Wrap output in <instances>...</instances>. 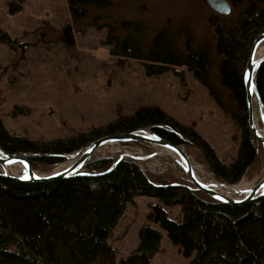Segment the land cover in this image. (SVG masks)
I'll return each mask as SVG.
<instances>
[{
  "label": "trees",
  "instance_id": "1",
  "mask_svg": "<svg viewBox=\"0 0 264 264\" xmlns=\"http://www.w3.org/2000/svg\"><path fill=\"white\" fill-rule=\"evenodd\" d=\"M137 1L68 0V6L80 27L108 26L106 42L113 45L111 51L121 59L143 61L148 74L187 65L240 125L234 159L225 162L201 132L158 105H141L103 126L50 139L13 133L0 114V146L8 153H29L34 169H50L63 161L62 153L76 151L102 135L151 128L172 142L198 148L215 175L237 183L264 153L248 130L244 81L252 44L264 31V0H229L228 14L208 5L201 14L195 10L157 27L135 16L141 15V10L133 11ZM121 10L128 16L117 24L113 16ZM0 41H14L2 26ZM214 72L229 91L227 96L214 82ZM256 81L264 103V60ZM15 108L28 111L25 106ZM116 159L92 160L85 165L86 173L63 179L22 180L0 170V264H116V250L108 238L126 203L136 195L162 201L153 205L149 217L160 223L185 256L193 255L188 264H264V195L229 203L175 175L146 171L130 158ZM177 204L182 215L174 219L165 207ZM161 240L159 229L143 223L136 247L120 264H149Z\"/></svg>",
  "mask_w": 264,
  "mask_h": 264
},
{
  "label": "rangeland",
  "instance_id": "2",
  "mask_svg": "<svg viewBox=\"0 0 264 264\" xmlns=\"http://www.w3.org/2000/svg\"><path fill=\"white\" fill-rule=\"evenodd\" d=\"M138 1L133 11L141 10V15L135 16L146 19L151 27L208 7L205 0ZM126 16V11H117L114 22L118 24ZM0 26L14 39L0 41V114L11 132L41 139L68 137L133 113L141 105H158L201 132L225 162L230 163L237 155L240 125L187 65H170L159 75L148 74L143 61L121 59L111 51L113 45L106 42L108 26L76 24L68 0H0ZM213 80L227 96L229 91L215 72ZM257 104L255 101V113L262 124ZM16 106H25L27 113ZM185 146L201 177L213 173L198 148ZM112 147L115 150L108 146L91 160L121 155L132 158L126 153L131 151L140 156L136 162L146 171L175 175L189 182L182 165L159 146L126 141ZM57 166L35 170L47 173ZM263 177L264 153L242 179L256 182ZM158 203L162 201L151 195H136L126 203L108 238L116 250V264L136 247L138 229L145 222L162 232L160 250L149 264L191 261L193 255L185 256L160 223L149 217ZM165 208L174 219L182 215L180 204Z\"/></svg>",
  "mask_w": 264,
  "mask_h": 264
},
{
  "label": "water",
  "instance_id": "3",
  "mask_svg": "<svg viewBox=\"0 0 264 264\" xmlns=\"http://www.w3.org/2000/svg\"><path fill=\"white\" fill-rule=\"evenodd\" d=\"M206 3L216 12L221 14H228L231 11V4L228 0H205ZM264 42V31L259 33L252 44L250 50V55L246 64L244 81H245V90H246V102H247V112H248V130L250 134L258 142V145H261L264 150V138H262L256 127V122L254 118V98L257 100L261 120L264 123V103L257 87L256 74L264 60V53L258 56L257 50L259 45ZM126 141H142L149 143L151 145L159 146L164 151L172 150L178 155L182 156L184 159V164L180 162L184 171L186 172L190 184H192L200 192L209 195L217 200L229 202V203H245L249 200L258 198L264 195V177L257 180L254 184L247 188H237L235 185L239 183H228L222 180L217 175L216 178L220 180L227 189L225 191L220 190H211L205 187L197 180L195 162L194 159L184 144H178L172 142L156 132L152 131L151 128H143L139 130H132L120 133H110L105 134L97 139L91 141L90 143L84 145L80 149L73 152L62 153L61 156L63 160L73 159L74 161L67 166L66 168L60 171H49L47 173L39 174L34 169L33 163L29 158V153L27 152H16L8 153L0 146V166L3 168L2 173L12 176L14 178L22 180H51V179H63L70 176L86 173L83 170V167L86 163L92 161L91 158L98 151L100 147L104 144L113 142L121 143ZM132 160L136 161L140 158L139 155H129ZM170 157H174L172 154ZM125 158L123 155L119 156L116 159L118 162L120 159ZM13 162H19L24 167L23 175H19L10 168V164ZM115 162V163H116ZM114 163V164H115ZM113 164V165H114ZM12 172V173H9Z\"/></svg>",
  "mask_w": 264,
  "mask_h": 264
},
{
  "label": "bare ground",
  "instance_id": "4",
  "mask_svg": "<svg viewBox=\"0 0 264 264\" xmlns=\"http://www.w3.org/2000/svg\"><path fill=\"white\" fill-rule=\"evenodd\" d=\"M257 53H258V56L263 54L264 53V42H262L259 47H258V50H257ZM257 101L255 98L253 100V104L254 102ZM258 105V104H257ZM259 109V107H258ZM255 111L257 112L256 108H255V105H254V118H255V122H256V127H257V131L259 133V135L264 138V123L261 121L262 124L259 123L258 121V115L257 113H255ZM259 114H260V111H259ZM261 116V115H260ZM261 120V119H260ZM262 125V126H261ZM114 145L113 142H109V143H106L104 144L102 147H100L98 149V151L96 152L97 153H100L102 152V150H106L105 148L108 146H111V148H108L109 150H115L114 147H112ZM119 148V147H118ZM116 149H117V146H116ZM118 150V149H117ZM121 150V149H120ZM141 152V151H140ZM128 155H132L133 152L131 151H128L126 152ZM166 154L168 155H173L174 157H172L173 159H175L177 162H181L184 164V159L182 156L178 155L177 153H175L174 151L172 150H169L166 151ZM137 155V154H136ZM67 162H65L64 164L60 165L58 164V166L56 168L53 169V171H60L64 168H66L67 166H69L74 160L73 159H68L66 160ZM10 168H12V170L16 173H18L19 175H23L24 173V170H25V167L19 163V162H13L10 164ZM196 169V167H195ZM199 170V169H198ZM9 173H12V172H9ZM46 173V172H45ZM207 175L205 177H201L200 176V172L199 171H196V176H197V180L203 184L205 187L211 189V190H220V191H225L227 189V186H225L220 180H218L216 178V176L211 173V172H206ZM40 174V173H39ZM43 174V173H41ZM255 182L254 181H246L245 179H241V181L239 183H237L235 186L237 188H247L249 186H251L252 184H254Z\"/></svg>",
  "mask_w": 264,
  "mask_h": 264
},
{
  "label": "flooded vegetation",
  "instance_id": "5",
  "mask_svg": "<svg viewBox=\"0 0 264 264\" xmlns=\"http://www.w3.org/2000/svg\"><path fill=\"white\" fill-rule=\"evenodd\" d=\"M229 1V0H228Z\"/></svg>",
  "mask_w": 264,
  "mask_h": 264
}]
</instances>
